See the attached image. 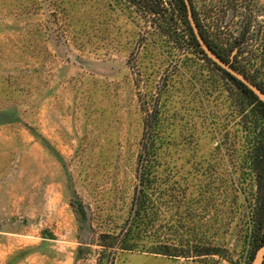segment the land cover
Masks as SVG:
<instances>
[{"label": "rangeland", "instance_id": "obj_1", "mask_svg": "<svg viewBox=\"0 0 264 264\" xmlns=\"http://www.w3.org/2000/svg\"><path fill=\"white\" fill-rule=\"evenodd\" d=\"M139 1L0 0V264L251 263L247 110ZM191 1L225 57L264 88V0ZM146 112L158 174L173 182L158 225L214 254L116 249L99 260L131 209Z\"/></svg>", "mask_w": 264, "mask_h": 264}, {"label": "trees", "instance_id": "obj_2", "mask_svg": "<svg viewBox=\"0 0 264 264\" xmlns=\"http://www.w3.org/2000/svg\"><path fill=\"white\" fill-rule=\"evenodd\" d=\"M128 1L131 6L135 2V0ZM189 1L199 31L207 44L222 59L228 61L232 67L242 72L264 92V88L252 75L248 74V72L232 61L231 54L229 58L225 57L223 50L216 41L215 34L212 33V31L209 32L202 28L195 8L192 5V1ZM173 2L176 10L175 13L167 12L162 7L161 0H140L136 3H138L140 8L144 11L146 10L151 14L158 15L159 25L164 28V30L168 31L171 39L179 44L180 47L183 48L186 44L191 46L200 58L206 62L211 71L221 78L229 80L236 89L234 101H236L243 110H247L245 120L251 125L250 127H252L250 128L251 130L248 131V134L250 136V134L253 133V135L249 143L250 147L245 160L249 166V170L258 178V183H256V203L253 207L254 220L252 229L248 235L250 254L253 257L255 250L264 241V104L258 100L248 87L226 73L204 55L188 24L183 1L173 0ZM178 23L183 25L185 34L176 32V30H178ZM243 36L244 32H241L240 36L235 38L232 46L237 42L236 39H239L237 43V48H239ZM144 120L143 139L139 145L136 156V182L133 190L131 209L119 231L107 234L106 236L109 238V241L98 244L100 246V251L98 253L99 260L102 256H105L106 260H109L113 251L116 249L120 251H140L172 258L188 257L186 254L187 250L188 252L192 250L194 253L196 252L201 255L214 254L215 252L212 251H207L205 249L200 250L199 245L192 246V242H197L195 235L189 239H185L177 230H172L169 235H166L162 232L163 229L166 228V225H158V222L166 221L164 208L166 200L169 197L167 194V192H170L169 186L172 185L173 182L166 181L158 174L160 162L156 156L154 143L150 139V134L153 130L152 113L146 112ZM178 208H182V210L185 211L183 213L188 216L187 219L189 218L190 223H192V216H194L192 210L188 209V207L179 206ZM179 211L176 212L179 213ZM192 225L194 224L192 223ZM155 226L157 227L155 228ZM178 227L179 225L177 228ZM102 237L104 238L105 236ZM262 264H264V260Z\"/></svg>", "mask_w": 264, "mask_h": 264}, {"label": "water", "instance_id": "obj_3", "mask_svg": "<svg viewBox=\"0 0 264 264\" xmlns=\"http://www.w3.org/2000/svg\"><path fill=\"white\" fill-rule=\"evenodd\" d=\"M188 24L191 28L192 34L195 37L199 48L202 50L204 55L224 70L226 73L234 77L235 79L239 80L243 83L246 87H248L253 94L264 104V92L255 84L253 83L247 76H245L242 72L236 70L234 67L230 65V63L224 59H222L212 48L207 44L204 40L203 36L199 31V27L196 23V20L193 16L191 4L189 0H182ZM264 260V241L261 245L255 250L251 263L250 264H262Z\"/></svg>", "mask_w": 264, "mask_h": 264}]
</instances>
